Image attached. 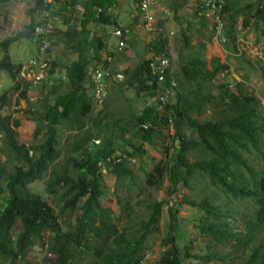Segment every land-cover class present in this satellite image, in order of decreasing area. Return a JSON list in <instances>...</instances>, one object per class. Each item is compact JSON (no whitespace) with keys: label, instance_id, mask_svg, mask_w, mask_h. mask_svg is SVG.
Instances as JSON below:
<instances>
[{"label":"trees","instance_id":"trees-1","mask_svg":"<svg viewBox=\"0 0 264 264\" xmlns=\"http://www.w3.org/2000/svg\"><path fill=\"white\" fill-rule=\"evenodd\" d=\"M14 1L18 0H0V5ZM119 2L87 0L79 15L75 10L71 13L73 19L62 16L67 27L60 40L77 58L67 64L59 78L68 85L66 91L57 92L41 106H29L30 119L35 122L30 142H19L12 130L0 124L8 149L3 150L5 160L0 163V264H31L26 252L35 240L44 250L57 254L54 264H141L145 242L159 232L162 210L167 224L156 264H264V97L260 102L239 86L231 91L226 84L217 85L219 97L213 95L207 89L208 82L227 68L220 55L206 62L198 57L185 58L180 71L174 73L161 19L149 32L147 46L149 52H162L169 59L165 86L171 94L165 103L157 101V105H146L137 114L132 111L125 118H115L106 107L108 96L93 114L90 73L98 66L108 67V60L101 56L104 44L93 34L92 26L112 25L110 10ZM42 8V0H35L32 12L39 13ZM171 8L177 10L175 0ZM234 11L226 0L223 17L230 14L233 20ZM242 12V26L263 25L264 34V0L247 4ZM43 23L38 17L25 31L0 42L4 52L0 72L17 79L21 64L11 61L8 49L21 38L31 39L34 25ZM224 29V43L234 41L232 25L225 24ZM51 52L52 48L49 58ZM150 63L149 57L142 58L134 68L125 69L118 86L121 92L131 87L136 95L154 98L156 76ZM51 66L48 77L57 73L55 62ZM261 69L264 71L263 66ZM59 87L53 85L54 89ZM205 110L210 116L203 120L190 115L191 111L200 115ZM169 117L173 132L167 140L162 128ZM186 130L196 136L191 137ZM62 133L63 149L59 145ZM126 133L140 140L132 147L141 162L144 143L154 145L156 139L166 143L162 147L168 161L143 172L142 180L149 188L164 189L166 197L134 199L132 204L116 197L119 212L115 214L102 202L98 162L118 155L134 156L131 151H118L116 140L124 139ZM190 152L195 153L191 162ZM128 164L129 160L123 159L105 167L118 183L129 177L138 195L143 187L135 181ZM43 175L48 196L60 204L57 210L28 188ZM141 204V211L133 210ZM183 204L191 208L188 221L195 231L191 237L182 228L187 222L179 215ZM73 214L74 225L63 230L61 218ZM116 222L123 223L121 228Z\"/></svg>","mask_w":264,"mask_h":264},{"label":"rangeland","instance_id":"rangeland-1","mask_svg":"<svg viewBox=\"0 0 264 264\" xmlns=\"http://www.w3.org/2000/svg\"><path fill=\"white\" fill-rule=\"evenodd\" d=\"M69 1V0H68ZM87 0H74L73 4L75 6V12L79 15L81 12V9L76 7V5L81 4L82 2H85ZM122 1V0H121ZM163 0H157L154 5L151 6L153 15L157 20H160V13L162 12L161 7L163 6ZM173 0H169L168 3H172ZM179 1V0H178ZM255 2L256 0H240L239 7L244 8L246 4L245 2ZM35 4V0H23V1H14L11 3H8L6 5H0V42L4 40L7 37L14 36L20 31H25L28 24L32 20H37L39 17V13L37 11L32 12V8ZM126 4V3H125ZM58 8V7H57ZM64 8V10H63ZM116 8V7H115ZM114 8V9H115ZM77 9V10H76ZM71 9H66V7H59L58 13L69 20L73 19L74 16L71 14ZM113 10V9H112ZM68 11V12H66ZM73 16V17H72ZM229 16V15H227ZM226 16V26L235 24V19L233 20H227ZM235 17V16H234ZM127 18V14L121 15L119 19L125 20ZM237 18V30L241 33V38L235 39V47L234 45L231 46L232 50L233 47L239 50H242V55H237L232 50H223L221 49L213 39L210 40V44H215V47L213 48L210 46L213 50V52H216L217 55H220L221 62L227 66L225 69L221 70L215 77L212 82H208L207 89L215 96H220V90L217 88V85L219 84H226L229 90L235 91L238 89V86L240 89H242L246 94L252 95L255 98H257L260 102H262L264 97V71L261 69V66L264 67V34H262L263 25H260L259 27L251 25L249 28L244 29L241 26V17ZM73 21V20H72ZM157 21V22H158ZM156 24V23H155ZM254 24V23H253ZM235 26V25H234ZM107 27H114V25H107ZM92 31L94 35H97L98 37L104 36L103 33H105L101 29H97L94 26H92ZM147 34V33H146ZM53 35V36H52ZM55 35V36H54ZM56 38L59 35L56 33H52L50 37ZM176 34L171 36L172 42L169 46V54H173L172 57V67L174 70V73H177L180 71L181 67V60L185 57L187 54L188 56L193 57L194 56V50L192 49L195 47L194 40L188 41V50L186 51V47L184 46V42L180 43L179 39L176 38ZM61 37V36H60ZM56 38V41L60 40ZM151 38V37H149ZM178 38V37H177ZM36 36H33L31 39L27 38H21L19 41L14 42L10 45L8 49V55L11 56V61L15 63V65H18L20 63L25 64L29 57L38 55L37 51V45H36ZM211 39V38H210ZM238 39V40H237ZM52 42V47H56V52H63L61 54L66 55L69 51V48L64 46L61 43L58 42ZM150 41V40H149ZM234 42V41H233ZM232 42V43H233ZM28 47V48H27ZM21 49V50H20ZM190 50H193L190 51ZM116 52H123L122 50L119 51L116 46ZM212 52V51H211ZM201 55L204 56L203 52H201ZM210 55V53H209ZM172 56V55H171ZM4 57V52L2 51L0 47V60H2ZM205 59V57H203ZM184 60V59H183ZM252 64V65H251ZM51 66V64H50ZM52 67V66H51ZM61 68V67H60ZM59 67H56V69H59L61 71L57 70L56 77H63L64 72H62V69ZM58 81V80H56ZM56 81L50 80L47 78V80L41 82L40 89L37 90L38 100L34 101V106L36 107L37 103L40 101L39 105H43L45 101L50 100L53 98L57 92H64L66 91V85L63 84L58 89H54L53 85ZM7 82V84H6ZM8 82L10 80L6 77V75L0 74V89L1 92L6 90V86L8 85ZM5 86V87H3ZM53 89V90H52ZM126 90H124V93ZM204 93V92H203ZM131 97H135L134 100L131 101L130 104H135L136 107H132L133 114H137V111H141L144 106L146 105H157L156 96L154 98H147L143 97V95H136L134 90L132 89L129 92ZM132 106V105H131ZM98 110H100L98 107H94L93 114L98 113ZM261 110V109H260ZM262 111V110H261ZM190 115L192 117H199V120H203L210 116V113H208L207 110L204 112H201L200 115H197L195 111H191ZM162 131L168 136L167 140L170 139V136H172V132L167 130L166 126H163ZM187 134L191 137L196 136L194 131L192 130H186ZM4 134V132L2 131ZM67 132L64 134L66 135ZM64 134L62 133L61 138L59 140L60 148H64L65 146V140H64ZM3 137V136H2ZM121 139V138H119ZM31 140V139H30ZM4 139H0V163H2L5 160V153L3 150H8L7 146L4 144ZM37 142V140H36ZM117 142V148L118 151H131L134 153V162L128 164V167L132 169L134 172V179L135 181L143 187L142 191L137 195L136 194V187L130 183V178L125 177L123 178L122 183H118L115 180V177L113 174L108 173L106 170V167L101 170V184L104 191V196L102 198V202L109 207L115 214H118L119 207H117L116 204V197H120L125 202L132 204V201L134 199H146V198H154V199H163L166 197V192L164 189L160 190H154L153 188H149L145 186L142 182L144 178L143 172H149L151 168L156 164L160 163L163 164L165 161H168V156L164 154L163 145L166 143L162 142V139H156L154 145H149L147 143L143 144V147L145 149V155L142 159V162L140 161L137 152L134 151L132 145H139L140 140L136 138H130V134L126 133L124 136V139L116 140ZM63 155V154H62ZM62 155L60 158L62 159ZM189 161H193L195 159V153L190 152L188 154ZM11 165H8L7 168H10ZM142 168V170L140 169ZM45 175H43L40 179H37L33 181L32 183L28 184V188L34 192H37L41 194L45 200H47L49 203L55 206V209L57 210L60 204H55V202L52 200L51 196H48L46 189H45ZM166 186V183L164 184ZM181 192H185V190H181ZM143 209V204L139 205V207H134L133 210L141 211ZM191 208H189L187 205L183 204L180 206L179 209V215L183 218H186L187 222L183 223L182 228L186 232V234L191 237L195 235V231L191 228V223H189L188 219L190 218ZM161 218L158 221V227L159 232L152 235L147 239V241L144 244V254L142 257L141 264H156L158 259L161 256L162 253V244L161 240L163 239V236L165 234V226L167 224L166 221V213L162 210L161 212ZM74 218L75 215H66V219L61 218L62 222V228L63 230L70 228V226L74 225ZM68 224H70L68 226ZM116 225L119 228L123 225V223H117ZM48 237V234H45V238ZM99 238L103 239L105 236H98ZM44 246L41 245V242L38 240H35V242L30 245L26 252V259L31 264H54L56 262L57 254L55 252L51 253L50 251H46L43 248ZM48 252L51 253V255L48 254ZM5 264V263H2Z\"/></svg>","mask_w":264,"mask_h":264},{"label":"crops","instance_id":"crops-1","mask_svg":"<svg viewBox=\"0 0 264 264\" xmlns=\"http://www.w3.org/2000/svg\"><path fill=\"white\" fill-rule=\"evenodd\" d=\"M175 1H176L177 10H175V8H171L172 3H168L169 0H163L162 1L163 6L161 7L162 12L160 13V20L162 19L161 20L162 28L168 35V46H167L168 52L170 50L169 46L171 45L172 42L171 36L176 34L177 36L175 39H179L180 43L181 42L183 43L185 40L187 41V44L184 45L186 47V51L189 49L188 41L192 39L195 42V47L192 48L194 50V56L191 57L186 54L184 58L180 59L181 62L184 61L185 58L192 59L194 57H198L200 60L206 62L209 61V58L217 56L216 52H213L212 48L210 47L212 46L214 48L215 44L212 43L211 45H209L210 40L213 41L214 39L209 27V23L206 20H201L194 16V10L196 8L197 0H179V1L175 0ZM73 2L74 0H69V1L57 0L56 3L57 13H58V8L61 6L66 7V9L68 10L71 9L70 11L73 12L75 10V6ZM239 2L240 0H228L230 6L234 10L236 11L238 10L237 12L234 11L235 14L232 13L233 14L232 18L235 19V22L237 23L236 17L237 16L241 17L240 21L242 26L243 20L245 19V15L242 12V9H244L245 7L244 8L239 7V5L237 4ZM83 3L84 2H82L79 5H76V7L79 6L78 8L81 9ZM250 3L251 2L247 1L244 4L247 5ZM111 13L114 20L112 25H115V23H121L130 28V34L126 38V47L122 50L123 52H119V53L116 52L117 39L112 34L114 27H109V28L107 26H94V27L97 29H101L105 32L103 33L104 36H101V40L104 44V49L101 51V56L103 58H107L108 67L114 73L118 72L123 74V71L125 69L134 68L138 64L140 59L147 58L149 56V48L147 45L150 40L149 38L150 36H149V32H147L144 29L141 18L138 14H136L135 9L131 5L125 4L123 0L122 1L120 0L118 6L115 9L111 10ZM124 14H127V18L125 20L119 19V17ZM226 16L224 17V20H226ZM229 16H227V20H230ZM59 17H60V22L56 24V30L53 31V33H55L56 31V33L59 35L58 37H56L57 39H59V37L66 30L67 27L66 24L62 21L60 15ZM157 21L158 20L156 18V24L158 23ZM236 23L232 25V34L234 36V39L236 38L239 39L241 38L240 37L241 33L237 30L238 25ZM247 28L249 27H246L244 29ZM52 36H51V41L54 43L56 41V38H53ZM56 42L63 44L61 40H58ZM232 42L233 41H231L230 39L228 43H224V44H218L215 41V43L221 49L223 50L228 49L229 51L232 50L231 48L232 45H234L235 47L236 44L235 40L233 43ZM234 47L232 51L235 52V54L237 55L243 54L242 50L238 49L237 51V49ZM55 48H57V46L53 47L52 52L50 53V58H51L50 64L52 62H55V66H54L55 71L57 72L58 70L59 73V71L61 70L56 69V67L59 68L61 67L60 69H62V72H64L67 64H69L70 62H72L77 58V54L72 49H69L68 53L64 55L61 54L63 52L61 53L59 51L56 52ZM193 50L190 51L193 52ZM201 52H203L204 56L201 55ZM169 55L170 56L172 55L170 60L171 62L173 54H169ZM203 57H205V59ZM20 64L22 65V63ZM0 74H2L3 76L6 75V77L10 80V82H8V85L6 86V90H4L3 92L0 91V124L12 130L19 142L22 143L30 142V139H32L33 132L35 129V122L30 119L29 106L31 104L34 105V101H37L39 99L38 95L35 93H37V90L40 88H34L33 85L27 79L24 78L21 79L17 77L16 80H12L4 72L1 71ZM55 75H57V73H55L51 77L46 76L45 80H47V78L53 81L58 80L54 84H58L60 87L63 86V84L61 85L59 84L60 82L59 77H56ZM120 82L121 81L112 79L108 84L109 99L108 102L106 103V107L107 110L110 113H112L113 114L112 116L115 118H125L129 116L130 113L133 111L132 107L133 106L136 107L135 104H130L129 102L131 101L132 103V100H134L135 98V97H131L129 94V92L132 90L131 87L128 88L125 93H123L118 87ZM1 87L0 89H2ZM66 87H68V85H66ZM3 95L4 97H2ZM39 103L40 101L36 105L38 106ZM138 112L139 111H137V113ZM1 138L4 139V134L2 133V130H0V139Z\"/></svg>","mask_w":264,"mask_h":264},{"label":"built area","instance_id":"built-area-1","mask_svg":"<svg viewBox=\"0 0 264 264\" xmlns=\"http://www.w3.org/2000/svg\"><path fill=\"white\" fill-rule=\"evenodd\" d=\"M23 1V0H19ZM156 0H123L126 4L131 5L136 14L141 18L144 29L150 32L156 23L151 6ZM57 0H42L43 8L39 12V18L44 20L43 24H35L33 27V35L37 37L36 45L38 55L28 59L25 64L20 66L18 77L27 79L34 88H40V83L46 78V73L50 68V58L48 51L52 47L50 35L56 30V24L60 22V17L56 10ZM198 4V5H197ZM226 0H197L194 16L209 23L212 36L216 43L222 44L226 40L225 20L223 10ZM100 9L98 10V12ZM111 11V10H110ZM112 34L117 39V49L119 51L126 47V38L130 34V28L121 23H115ZM151 59L150 66L152 73L156 76V100L164 104L171 94V91L165 86V71L169 67V59L162 52H149ZM115 79L123 80V74L114 73L109 67H96L90 73V81L92 86V99L96 107H101L109 96V82ZM167 130L173 132V123L169 117ZM98 141H95L97 143ZM118 154V153H117ZM128 159L130 163L135 160L133 157L127 158L125 155H118L115 158L107 157L100 160L98 166L100 170L105 168L108 163L120 162Z\"/></svg>","mask_w":264,"mask_h":264},{"label":"clouds","instance_id":"clouds-1","mask_svg":"<svg viewBox=\"0 0 264 264\" xmlns=\"http://www.w3.org/2000/svg\"><path fill=\"white\" fill-rule=\"evenodd\" d=\"M93 70V69H92ZM172 95H173V93H172Z\"/></svg>","mask_w":264,"mask_h":264}]
</instances>
